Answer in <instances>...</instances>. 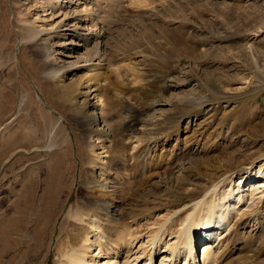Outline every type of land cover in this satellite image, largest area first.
<instances>
[{
    "label": "rangeland",
    "instance_id": "1",
    "mask_svg": "<svg viewBox=\"0 0 264 264\" xmlns=\"http://www.w3.org/2000/svg\"><path fill=\"white\" fill-rule=\"evenodd\" d=\"M142 1L102 4L101 44L66 34L74 27L63 25V12L72 13L76 0H64L60 10L46 0H0V213L22 221L11 234L18 247L0 254L1 264H41L48 246L47 264H53L69 210L112 192L125 202L123 220L143 236L138 246L148 229L168 212L175 217L214 179H198L185 167L198 163L209 172L206 167L227 160L241 169L252 158L242 156L248 145L257 151L252 174L264 163V0ZM30 27L43 28L32 43L22 39ZM97 67L106 80L101 105L87 82ZM104 145L109 156L97 159L118 175L114 191L95 180L101 166L94 157ZM250 171L227 178L221 193ZM183 176L201 184L179 186ZM46 190L54 194L46 198ZM51 197L55 206L47 209ZM251 207L230 235L224 260L232 264H264V195L258 210L250 213ZM155 259L160 264L162 257Z\"/></svg>",
    "mask_w": 264,
    "mask_h": 264
},
{
    "label": "bare ground",
    "instance_id": "2",
    "mask_svg": "<svg viewBox=\"0 0 264 264\" xmlns=\"http://www.w3.org/2000/svg\"><path fill=\"white\" fill-rule=\"evenodd\" d=\"M66 1L70 2L71 0ZM76 1L77 5L73 8L72 13L71 10L63 12L65 15L63 25H69V22H73L71 25L74 27L72 30L71 28H65L68 30L66 34L72 32L81 37L86 43L90 39H96L98 43L102 44L103 42L100 38L106 37V24L103 23V20L102 23H96V21H99L97 15L100 14V8L104 7V4L106 6L112 0H94L96 2H90L92 0ZM46 2L50 7L60 10L63 8L62 3L64 0H46ZM91 3L98 7L95 11L98 10L99 13L93 14L94 8ZM85 21L89 22L86 28L82 27V23ZM98 24H101V29L99 32L94 33V29L91 30V28ZM80 29L88 30V32L81 33ZM41 32L43 33V28L30 27L22 36V39H27L26 41L32 43L39 38ZM47 43L49 44V42ZM97 51L99 50L97 49ZM99 66L103 65L100 64ZM95 69L97 71L87 77V82L89 83L87 84L90 90L97 91L95 97H97V100H101L99 104L101 105L103 103L102 89L106 83V80H104L105 71H102L103 67ZM100 80L104 82L102 83ZM195 102L202 104L205 100ZM95 119L97 120L98 117L96 116ZM250 147L253 148V146L249 145L247 148H243V150L247 149L248 153L244 152L242 156H245L243 159L250 158L249 156L252 158L242 163L240 167L241 169H251V171L249 175L242 173L243 176L241 175L242 177H240L238 183L231 186L228 191L226 190V195H224L225 193H221L225 180L232 178L233 174L241 171L240 168H234L233 166L235 165H228L230 163H227V160L222 161L218 166L206 167L205 169H208L209 172L200 171L201 166L198 163L185 167V170L191 172L197 171L198 179L204 180L205 177H214V179L211 184L204 183V186L210 185L203 189V194H199L191 202L183 204L175 212L172 211L174 214L178 213L175 217L170 214L171 212H168V216L164 217L163 221L156 228L150 227L151 229L147 231L148 239L146 241L144 239L138 246L137 244L143 236L140 231L134 230L127 220H123V215L125 216L126 214L123 210L125 202L118 194L112 192L113 196L108 199L104 197L102 199L87 198L81 209H70L68 214H66V218L62 221L59 229L67 233L62 237L59 235L57 238L55 249L53 250L56 253L55 257L57 260L53 264H154L155 258L158 256L162 257L160 264H232V259L229 261H227V258L226 261L224 259L228 256L227 250L230 248L229 244L232 239L230 235L235 229L234 226L238 219L249 215L246 210L243 212L244 208L256 206L252 211H249L250 213H254L255 210L259 209V204L264 195V163H261L256 172L252 174V166L258 159L255 158L257 151L252 150ZM108 152H110L109 146L104 145V149L96 153L94 158L97 159V156L101 153H106L105 156H109ZM210 159L208 157L204 161ZM97 160L101 166L99 169L100 175L97 174L100 178H95V180L107 187L113 188L112 191H114L117 187L118 175L112 172L113 168L107 169L103 158H98ZM199 160L203 159L197 157V161ZM103 175H107L108 178H105L106 176L103 178ZM246 176L249 177L247 178ZM244 181L248 182L245 184ZM176 183L182 186L181 184L185 183L194 184V181H189L183 176L177 179ZM199 183L194 184L193 188L199 187L201 184ZM45 194L47 198L54 193L46 190ZM170 196L172 195H168L166 199H170ZM225 197L227 198L225 199ZM50 201L48 203L44 201V206L48 205L47 209L55 206L52 197ZM21 203L26 204L27 199H23ZM119 203L121 206L118 207ZM175 208L176 204L174 202ZM1 209L3 211V208ZM100 212L101 214H99ZM126 212L128 215V211ZM184 214V218L180 219ZM47 219L49 225L48 231L53 233L56 230L54 224L55 217L50 214ZM178 219L181 220L179 223L177 222ZM77 222L80 223L79 226L78 224L76 225ZM21 224L22 221L19 219H15V217L10 219L4 213H0V254L9 252L11 247L17 249L19 239L12 242L13 238L11 239V234L21 227ZM69 224L75 225L77 228L68 230L67 225ZM178 224L180 225L178 226ZM48 225H45L43 228H46ZM79 230L82 232V238L78 236ZM50 233L46 235L50 240L49 244L52 240ZM167 233L170 235L169 240H166L165 237ZM199 239L200 241L198 242ZM15 241L16 244L14 245ZM135 247H138L136 251H134ZM197 247L198 249L196 250ZM21 249L26 251L24 248ZM51 252H49L48 246V252L44 255L41 264H47L48 254ZM196 252L198 259L195 258ZM2 260L7 264L6 261L8 259Z\"/></svg>",
    "mask_w": 264,
    "mask_h": 264
}]
</instances>
